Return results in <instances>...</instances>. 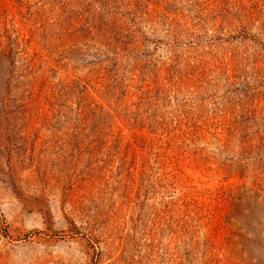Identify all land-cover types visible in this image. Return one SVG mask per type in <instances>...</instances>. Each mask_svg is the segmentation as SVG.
Segmentation results:
<instances>
[{
  "label": "rangeland",
  "instance_id": "obj_1",
  "mask_svg": "<svg viewBox=\"0 0 264 264\" xmlns=\"http://www.w3.org/2000/svg\"><path fill=\"white\" fill-rule=\"evenodd\" d=\"M257 223L264 0H0V264H264Z\"/></svg>",
  "mask_w": 264,
  "mask_h": 264
},
{
  "label": "trees",
  "instance_id": "obj_2",
  "mask_svg": "<svg viewBox=\"0 0 264 264\" xmlns=\"http://www.w3.org/2000/svg\"><path fill=\"white\" fill-rule=\"evenodd\" d=\"M234 200L236 201H240V197H235ZM235 206L237 205L236 203L234 204ZM230 219H234L235 218V214L232 213L230 217H228ZM229 222V221H228ZM258 226L256 227H245V230L247 233H251L254 237H255V242L258 238H260L263 234H264V227L263 225L257 223ZM244 226V225H243ZM261 241V239H260ZM262 242V249L264 250V241Z\"/></svg>",
  "mask_w": 264,
  "mask_h": 264
}]
</instances>
